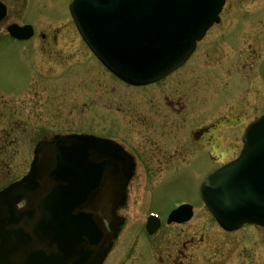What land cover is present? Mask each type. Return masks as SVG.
Segmentation results:
<instances>
[{
  "label": "rangeland",
  "instance_id": "obj_1",
  "mask_svg": "<svg viewBox=\"0 0 264 264\" xmlns=\"http://www.w3.org/2000/svg\"><path fill=\"white\" fill-rule=\"evenodd\" d=\"M35 2L40 5L36 19H33V22L38 24L37 34L56 36L60 42L58 44L65 42L67 45L63 47L66 51L63 52L68 54L66 57L69 59L57 62L66 63L64 66L60 67L57 64L54 67V63L49 64L44 59L46 52L43 56L42 50L37 51L38 53L34 51L38 69L46 74L45 78H41L39 70L29 69V61L22 52L21 45H13L5 51L0 50V88L7 92L17 90L20 92L12 97L4 95L3 98L0 95V161L4 158L7 167V172L0 179V188L9 180L12 181L21 175L23 169L27 170L24 164L35 157L39 134L61 130L59 127L66 122H70L74 130L89 128L104 135H114L112 130L116 132L126 130V134L132 135L138 144H144L148 136H152L156 143L163 144L161 133L164 131V146L172 148L173 151L177 150L176 155L183 152L188 161L192 151L198 148L204 150L203 146L210 145L206 140L197 139V130L208 128L211 129L210 136L215 146L209 148L213 157L211 163L201 162L200 167L196 166L198 163L191 162V168L185 167L179 171L172 167L164 169L160 176L165 180L155 189L157 195L155 194L152 202H147L146 194L145 198L138 193L135 196V190L132 188L127 209L122 211L127 221L124 234L108 256L106 264L119 262L122 251L127 247L129 236L135 233L140 236L138 244L143 261L149 262L148 240L154 239L143 232L146 217L151 212L147 209H156L166 216L184 201L196 206L195 215L185 225V233L181 234L180 240L175 241H179L177 249L173 243V236L180 228L176 225L164 227V257L171 251L183 249L184 242H187V238L190 239L188 236H195L196 245L189 243L188 247L198 248L188 251L184 249V253L194 258L195 264H211L212 259L216 258H225L224 262L227 264H262L264 236L259 234L253 225H245L232 233L221 230L197 197L196 190L199 181L201 182L207 172L237 157L241 151L240 136L245 126L260 112L264 113V84L262 92L255 75L258 67L257 71H261L264 82V0H226L220 15V24L207 32L203 44L195 55V62L192 63L194 66L192 69H187V66L185 68L187 72L178 73L179 79L182 80L184 75L196 72L194 69L199 65L208 70L200 69L197 72L200 87H204L199 92V100L202 101L198 102V109L217 103L211 111L209 109L204 111L203 117L207 118L206 121L192 120L194 110L191 109L189 98L181 90L172 88V92L164 94V89L170 87L169 82L163 81L153 88L142 90L131 89L130 86L121 84L111 77L95 62L91 52L79 38L80 35L66 8L70 0ZM48 2L50 3L46 8ZM20 4L21 6L15 4L16 7L11 9L12 21L19 17L20 10L27 11L29 5L27 0H20ZM35 10L37 7L34 5L30 17H34ZM209 70L214 75H211ZM211 76L214 84L207 86L206 81L211 79ZM45 83L54 86L44 85ZM64 88L67 94L70 91V100L68 104L59 105L53 100V96ZM63 93L64 91L61 96H64ZM173 98L181 104L174 103ZM16 101L19 114L22 115L20 118L26 126L24 136L22 133L19 136L8 135L13 129L11 125L13 118H10L9 114L14 110L13 105ZM6 105L13 108L11 112V108L8 109ZM174 105H178L179 108ZM116 115L124 121L125 129L119 128V121L114 118ZM193 126L194 129L190 132ZM138 129L144 132L137 133ZM145 132L147 133L143 135ZM201 159L202 157L198 160ZM143 174L144 170L140 169L136 175L139 178L136 183L139 184L143 179ZM196 174L200 176L195 182ZM228 242L232 244L229 245Z\"/></svg>",
  "mask_w": 264,
  "mask_h": 264
},
{
  "label": "water",
  "instance_id": "obj_2",
  "mask_svg": "<svg viewBox=\"0 0 264 264\" xmlns=\"http://www.w3.org/2000/svg\"><path fill=\"white\" fill-rule=\"evenodd\" d=\"M225 1L73 0L70 11L112 73L146 85L188 59L220 22ZM5 15L0 5V21ZM8 31L22 38L25 30ZM243 142L240 156L201 185L206 206L228 231L246 223L264 227V115L248 126ZM35 155L29 173L0 192V264H103L123 225L117 211L126 201L132 159L112 141L84 135L44 143ZM190 210L179 207L168 222L188 221ZM157 225L151 218L149 232Z\"/></svg>",
  "mask_w": 264,
  "mask_h": 264
},
{
  "label": "flooded vegetation",
  "instance_id": "obj_3",
  "mask_svg": "<svg viewBox=\"0 0 264 264\" xmlns=\"http://www.w3.org/2000/svg\"><path fill=\"white\" fill-rule=\"evenodd\" d=\"M0 3L5 5V7L7 9V15H6L5 19L0 22V50L1 51L2 50L5 51L6 48L13 47V45H21L22 46V52L26 55V58L29 61L28 67L30 70L31 69H34L36 71L39 70L38 69L39 65L35 61L34 57L36 56L35 52L38 53L37 51L41 52V50L43 51L42 52L43 56H44V52H46L44 59L49 64L54 63L53 64L54 67L57 64H59L58 66H60V67H62L66 64V63L61 64V63H57V62H60L61 59H62V62L67 61L69 59V57H66L68 54H64L65 52H63V51H66V49H64L63 46H66L67 44L65 42L62 44H58L60 42L56 38V36L46 35L45 33L41 34V36L37 34V27L36 26L38 24L33 22V19H36V16L38 15V10H40V7H39L40 5L37 4L38 2L36 3L35 0H27V3L29 4L27 11L26 10L25 11L20 10V12H18V13H20L19 17L13 21H12L13 15L11 13V9L16 7L15 4H19V6H21L20 0H0ZM49 3L50 2L47 3L46 8L49 6ZM34 5L37 7V10L33 11L34 17H30L29 14L32 11ZM29 8H30V10H28ZM66 8L68 11V5L66 6ZM68 13H69V11H68ZM9 20H11V21L9 22ZM11 24H18L19 26H22V27L30 26L31 28L29 29V32L31 33V35L26 37L25 39H20V40L14 39L6 31L8 26ZM79 38L81 39L80 36H79ZM204 40H205V38L197 43L194 53L186 61V63H184V65H182L179 69H177L176 71H174L173 73H171L170 75L165 77L164 80H161L159 82H156V83L148 85V86H142V87H136V86H130L129 85L130 88L131 89L146 90V89L153 88L154 86H157L158 84H161L163 81H164V83L169 82L170 87L167 89H164V94L167 95L168 92H172V88H177V89L181 90L182 93L185 94L189 98L190 104H191V109L194 110V114L191 115L193 117L192 120L193 121L194 120L201 121L203 119V121H206L207 118L203 117L204 111L206 112L208 109L211 111V109L213 107H215V105L217 103L216 104L212 103L210 105L202 107L201 109H198L197 104H198V102L202 101V100H199V92H200V89L204 88V87H200V82L198 81L197 72L200 71V69H204L206 71H208V70L199 65L198 67H195V69H194L196 72H193L191 75H187V76L184 75L182 80L179 79L180 77L178 75V73L186 71L185 68L187 66H188L187 69H192V66H194V65H192V63H194L195 59H196L195 55L198 53V51L200 49V45L203 44ZM82 42H83V40H82ZM83 43L86 46V48L88 49L85 42H83ZM37 47H39V49ZM94 60H95V62L98 63V61L95 58H94ZM189 63H191V64H189ZM257 68L255 71V75H256V78H258V81H259L260 86H261L260 88L262 91V86H263L264 82L261 78V71H257ZM26 69L27 68H24V70H26ZM64 72L66 73V70ZM209 72H211V71L209 70ZM39 74H40L39 76L41 78L46 77V74H44L42 72ZM211 75H214V74L211 72ZM61 76H63L62 73H61ZM210 78L211 79H208L206 81L207 86H213V84H214V81H213L214 79L212 78V76ZM117 81L121 84H124L123 82H121L119 80H117ZM26 82H27V80H26ZM51 82L55 83L54 80H51ZM44 85H49L52 87L54 86L51 83H45ZM63 91H64V93H63L64 96H61ZM63 91H60L59 93H54V96H53V100L56 103H58L59 105L61 103L68 104L67 102L70 100V91H68V94L66 93L65 88L63 89ZM17 93H20V92L18 90L7 92V91H4L2 88H0V95L3 96V98H5L4 95H6V96L10 95L12 97V95H15ZM167 97H170V96H167ZM167 97L165 99H167ZM222 99L220 101H222ZM172 101H174V103H176V104H181L180 102H176L174 98ZM220 101L218 103H220ZM17 102L18 101L14 102V105H13L14 110L12 112H11V110L13 108H11L10 105H6L8 107V109L11 108L10 109L11 114H9V116H10V118H13V123L11 124L13 129L11 130V132H8L9 136L10 135L19 136L20 133H22V136L25 135L24 133L26 130V126L24 125V121L20 118V117H22V115L19 114L20 111L18 109V103ZM165 102L166 101L164 100V105H165ZM175 107L179 108L178 105H176ZM175 114H177L176 111H175ZM260 114H262V112H260L256 116V118ZM70 115H71V113L69 114V117H70ZM114 118H116V120L119 121V123H118L119 128L125 129L124 121L121 120L120 117H117V115ZM225 119H227V121H230L226 117H225ZM178 121H180V120H178ZM59 129H61V130H57L56 132H50V133L45 132V134H43V135L39 134V138H38L39 140L36 144L35 150L38 148V146L40 144L45 143V142L55 143L58 139H66L67 137H71L73 135L91 134V135H98V136L107 137V138L112 139L114 142L119 144L128 153V155L130 156V158L132 159V162L134 164V171H133V176H132V178H131V180H130L127 188H126L127 201H128L129 196L131 194L132 188H134V190H135V192H134L135 196L137 193L143 195V197L146 194L145 196L148 200V201L146 200L147 202L154 201V196H155V194L157 195L155 189H157V187L160 184H162V182L165 180V178L163 176L162 177L160 176V174L163 173L164 169H170L172 167V169H177L179 171L180 169H183L185 167L189 168L191 162H193L194 164L198 163V164H196V166L201 167L202 166L201 162H204L207 164V162L211 163L213 161L212 160V158H213L212 152L209 151V148L211 146L212 147H215V146L213 144V139H211L212 136H210L211 129H208V128H204L202 130H197V134H198L197 139L199 141H201L202 139L206 140L207 142H210V145L203 146L202 148L204 150H201L198 148L197 150L192 151L191 152L192 154L189 156L190 157L189 161L185 159L183 152H181V154L176 155L175 153L177 152V150L173 151L172 148L164 146V131H162V133H161L162 134L161 137L163 139V144L156 143V141L153 139L152 136L146 137V141L144 144H141V143L138 144V142L136 141V139L132 135L129 136L126 134V130H124L123 132H116L115 130H112V131L110 130L112 132V134L114 132V135H104V134L97 133L98 131L95 132V130H90L89 128L87 130H82V129L81 130H74L72 127V124L70 122L69 123L66 122L64 125H61L59 127ZM193 129H194V126L189 131L191 132ZM137 131H139L137 133L144 132V130H139V129ZM183 131H184V129H183ZM146 133L147 132L143 133V135H145ZM137 136H139V135H137ZM241 136H240V139H241ZM211 144H213V145H211ZM203 153H204V155H202ZM201 157H202V159L198 160ZM203 158H204V160H203ZM27 163L24 164L27 167V170L23 169L21 172L22 173L21 175H19L17 178L13 179L12 181L9 180L4 185V187L0 188V190L5 188L10 183L18 181L22 176H24L29 171L31 161H29ZM224 164H226V163H223L217 167L215 166L211 171L207 172L202 177L201 181L208 174H210L215 169H217L218 167H220ZM192 167H194V166H192ZM140 169L144 170V174L142 177L143 179H141V181L138 184V183H136V180H138L139 178L136 175ZM157 169H163V170L162 171H155ZM178 171L175 174H177ZM5 172H7V167L5 165L4 158H2V160L0 161V179L3 178ZM173 176H174V174H173ZM199 176L200 175L196 174L195 182L198 181ZM199 184H200V181L198 183L196 193L198 195L197 197L200 198ZM135 185H137V186H135ZM127 201H126V204L124 205V207H122L118 211V215L120 217H122L124 220V225L121 227L120 233H119L117 239L114 241V245H113L111 252L115 249L117 242L120 240V238L124 234L123 231H124V228L126 226L127 221H126V216H123L122 211L127 209V207H126ZM147 202H146V204H148ZM182 203H189V201L188 202L184 201ZM190 204H192V203H190ZM192 206H193L194 215H195V209L196 208H195L194 204H192ZM144 211H145V208H144ZM154 212L160 216V223H159L158 229L153 234H149V232L146 230V224L143 225V232L149 238L154 239L153 241L148 240V244L150 245V261L149 262H147V260L143 261L141 249H140V246L138 244L140 236L135 233V234L129 236L130 239L127 242V247H125L124 250L122 251V256L119 258V262L117 264H195V262H193L194 258L192 256H188L186 253H184V249H187V251H188V250H195L198 248V246L188 247L189 243H190V245H192V243L194 245H196L195 240H194L195 236H188V237H190V239L187 238V240H186L187 242H184L183 249H181L180 251L179 250H176L174 252L171 251L167 254V256L164 257V227H170V226L176 225L177 227L180 228L176 232L177 234L175 236H173V239H174L173 243H174V245H176L175 249H177V242H179V241H177V242H175V241L177 239L180 240L181 234L185 233V225L188 224L193 218L189 222H186V223L167 224L166 223V217L164 216V214L160 213L156 209H152V213H154ZM194 215H193V217H194ZM147 220L148 219H146V221ZM255 228H256V230H258V232H260L259 234L264 236V228L263 227L257 226ZM189 233H191V232L189 231ZM230 233H232V232H230ZM191 234L193 235V233H191ZM227 244L231 245L232 243L228 242ZM245 248L249 249V247H245ZM111 252L109 253V255L111 254ZM196 254H197V252H195V255ZM211 255H213V254H211ZM202 258H204V257H202ZM212 260L213 261H211V264H227L226 262H224L225 258H223V259H221V258L217 259L216 258V260L215 259H212ZM106 262H107V259L105 260L104 264H106ZM262 264H264V260H263Z\"/></svg>",
  "mask_w": 264,
  "mask_h": 264
},
{
  "label": "bare ground",
  "instance_id": "obj_4",
  "mask_svg": "<svg viewBox=\"0 0 264 264\" xmlns=\"http://www.w3.org/2000/svg\"><path fill=\"white\" fill-rule=\"evenodd\" d=\"M147 199V198H146Z\"/></svg>",
  "mask_w": 264,
  "mask_h": 264
}]
</instances>
